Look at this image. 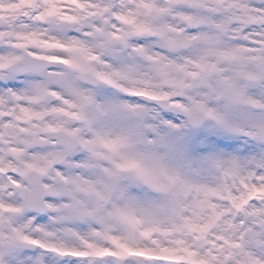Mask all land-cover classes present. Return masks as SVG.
<instances>
[{"label":"snow or ice","instance_id":"obj_1","mask_svg":"<svg viewBox=\"0 0 264 264\" xmlns=\"http://www.w3.org/2000/svg\"><path fill=\"white\" fill-rule=\"evenodd\" d=\"M0 264H264V0H0Z\"/></svg>","mask_w":264,"mask_h":264}]
</instances>
